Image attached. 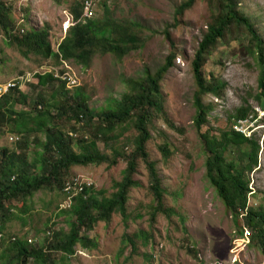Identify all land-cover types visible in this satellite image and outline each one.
<instances>
[{"label":"trees","instance_id":"trees-1","mask_svg":"<svg viewBox=\"0 0 264 264\" xmlns=\"http://www.w3.org/2000/svg\"><path fill=\"white\" fill-rule=\"evenodd\" d=\"M64 1L69 3V0ZM70 1L77 21L84 13V6L80 1ZM199 1L187 0L178 7L175 26L182 24L185 14ZM204 1L208 3L212 20L195 53L192 69L198 88L195 127L207 156L206 177L235 216L242 236L249 232L250 245L264 255V209L252 210L249 206L253 194L249 174L260 167L261 144L255 136L248 137L234 129L236 123L250 117L255 120L256 113L246 102L230 114L229 123L233 127L218 136L208 128L213 105L204 104L205 96L218 99L224 96L227 84L214 76L207 78L205 68L213 52L231 40L240 43L258 65L259 93L255 101L264 110V38L253 20L241 11L239 0ZM102 8L103 18L94 17L70 26L58 51L52 47L48 29L26 31L17 26L14 7L7 0H0V31L8 36V43L15 45L26 57L34 54L43 59L53 58L56 63L74 60L86 68L91 66L97 53L112 54L121 60L143 42L141 26L114 17L106 1ZM166 35L174 49L169 32ZM245 42L246 46L243 45ZM178 55L173 51L154 75L147 72L143 79L129 80V91L116 101L114 109L107 111L90 109L81 88L71 90L67 81L56 78L52 72L36 74V82L31 83L35 97L31 96V89L22 92L18 87L1 97L0 131L10 125L20 138L14 150L3 148L0 156V264H66L77 254L78 247L89 252L98 250L99 241L90 234L99 224L111 223L116 215L122 217L124 224L130 219L127 206L132 190L141 186L135 179L141 161L146 165L148 190L153 197L152 222L158 214H173L166 208L167 190L157 163L151 160L149 144L153 139L151 126L157 119L163 120L172 130L180 131L166 110L161 86ZM32 99L34 104L30 109H16L17 105L28 107ZM132 130L135 134L126 136ZM37 133L43 135V141L35 136ZM31 144L38 150L28 161L27 150ZM100 145L110 150L112 156L101 151ZM159 151L168 163L172 157L170 143L159 145ZM121 162L126 163V169L122 181L114 185L116 192L107 196L106 190L85 187L73 198L69 209L60 211L69 218L68 232L49 228L44 231L49 234L45 243L40 241L36 245L17 236L5 239L6 223L18 220L27 225L26 216L31 211L29 204L37 192L47 191L68 198L65 188L73 179L71 170L74 167L107 165L112 168ZM14 203L21 204L16 212L12 211Z\"/></svg>","mask_w":264,"mask_h":264},{"label":"rangeland","instance_id":"rangeland-1","mask_svg":"<svg viewBox=\"0 0 264 264\" xmlns=\"http://www.w3.org/2000/svg\"><path fill=\"white\" fill-rule=\"evenodd\" d=\"M104 1L114 17L141 26L143 42L137 50L131 51L121 60L112 54L97 53L91 66L86 68L74 60L64 64L34 54L26 57L15 45L9 44L8 36L0 31V84L18 80L22 76L31 80L21 90L30 91L31 83H35V74L51 72L55 67L62 68L77 80L78 85L74 88L82 89L90 109L107 111L114 109L116 101L129 91V80L143 79L147 72L154 75L166 64L173 51L178 52L174 67L165 76L161 86L166 110L180 131L172 130L163 120L157 119L151 126L153 139L149 144L151 160L157 163V170L167 190L164 201L166 208L173 214H158L155 222H152L153 197L148 190V171L141 161L139 174L135 176L141 186L130 194L127 206L130 219L127 224H124L120 215L114 216L111 223L99 224L90 234L92 238L98 239L99 249L89 252L78 247L77 254L66 264H264V255L250 245L249 232H246L245 237L242 236L235 216L207 180V156L195 127V94L198 88L192 61L212 20L208 3L200 0L193 10L185 14L182 24L175 26L177 9L187 0H94L96 18L104 17ZM7 2L14 7L13 17L17 26L26 31L32 28L48 29L52 47L58 49L59 42L67 34L65 22L73 21L70 8L72 1ZM239 2L241 11L253 20L264 38V0ZM68 26L69 22L66 24ZM166 32H169L175 44L174 49ZM243 45L246 46L247 42ZM205 71L207 78L214 76L227 84L222 98L212 95L204 97L205 105H213L208 125L213 135L220 136L233 127L229 123L230 114L246 102L252 105L256 113L255 120L252 121L250 117L247 121L236 123L234 129L249 131L256 121L255 132L246 134L255 136L261 144L260 167L249 174L253 190L249 206L252 210L264 209V110L255 101L259 93L258 65L240 43L229 40L213 52ZM30 93L32 97L36 96V92ZM33 104L32 99L28 107L17 105L16 109H30ZM1 130L0 156L3 148L8 151L15 149L18 141L15 142L12 137H20L11 130L10 125ZM132 134H135L134 130L126 136ZM35 136L43 141L41 133ZM165 142L170 143L172 151L168 163L159 151V145ZM100 149L112 156L111 151L103 145H100ZM35 150L38 149L33 144L29 145L28 161L33 159ZM125 169L124 162L112 168L107 165L74 167L71 176L92 182L97 190H106L107 196H111L117 191L114 185L122 181ZM12 206V211L16 212L21 204L14 203ZM29 206L31 211L26 216L27 225L18 220L6 223L5 239L15 236L28 238L37 240L34 243L36 245L40 241L45 243L49 234L44 231L49 228L52 231H69V218L60 212L70 208L68 198L39 191L34 194ZM190 250H196L197 253ZM159 252V257L155 258Z\"/></svg>","mask_w":264,"mask_h":264},{"label":"built area","instance_id":"built-area-1","mask_svg":"<svg viewBox=\"0 0 264 264\" xmlns=\"http://www.w3.org/2000/svg\"><path fill=\"white\" fill-rule=\"evenodd\" d=\"M84 4V17L85 18H91L94 15V8L95 3L94 0H77ZM56 76H60L63 80H66L68 83L69 88H73L78 85L77 80L72 78V76L67 72L65 74H57ZM16 85L15 82H9L7 85H0V98L1 96L7 92L11 87H14ZM251 130L247 131H241L244 134L251 133ZM253 133V132H252ZM248 137H252V135H249ZM92 182H87L83 180L80 177H74L71 181H69L65 188V193L68 195V200L72 202L73 198L76 197L78 194L82 193L85 189V187H92Z\"/></svg>","mask_w":264,"mask_h":264},{"label":"clouds","instance_id":"clouds-1","mask_svg":"<svg viewBox=\"0 0 264 264\" xmlns=\"http://www.w3.org/2000/svg\"><path fill=\"white\" fill-rule=\"evenodd\" d=\"M83 4V3H82ZM83 6H84V4H83ZM83 15H84V13H83ZM81 16V18L79 19V20H75V18H74V15H72L73 16V21H66L65 22V24H64V29H65V32L67 33V31H68V29L70 28V26H72V25H74V24H76L78 21H83V22H86L88 19H92V18H94L95 17V8H94V15H93V17H91V18H85L84 16ZM69 22V26L68 27H66V24ZM66 36V35H65ZM65 38V37H64ZM59 44H60V42H59ZM59 44H58V47H59ZM53 49H54V47H53ZM55 51H58V49H54ZM62 62L64 63V64H66L67 63V61H65V60H62ZM62 69V68H61ZM61 69H58V68H53V70L51 71L52 73H54V75H55V77L56 78H59V79H61V80H63L60 76H56V73L57 74H59V75H61V74H65V73H67L68 71L67 70H64V71H66L65 73H62V70ZM40 73V72H39ZM47 73V72H46ZM69 74H70V72H68ZM36 75V74H35ZM20 78L18 79V80H12V81H10V82H15L16 83V85L14 86V87H11L10 89H13V88H19L20 90L23 88V86L26 84V82L27 81H29L30 82V80L31 79H26V78H23L22 76H19ZM34 81L36 82V76H35V78H34ZM66 81V80H65ZM9 83V82H8ZM8 83H5V84H0V85H7ZM68 83V82H67ZM68 85V84H67ZM76 87V86H75ZM74 88V87H73ZM10 89L7 91V92H9L10 91ZM70 89H72V88H70ZM22 91V90H21ZM7 92H5L4 94H6ZM23 92V91H22ZM25 92H27V90L25 91ZM3 94V95H4ZM2 95V96H3ZM1 96V97H2ZM1 99V98H0ZM256 128V121H255V124H253L250 128H249V130H251L253 133L255 132L254 131V129ZM19 138L20 137H18V136H14V137H12L11 139L12 140H15V142H17L18 140H19ZM71 205H72V202H71ZM2 238V235H0V239ZM27 240H28V242H29V244H34L37 240H31V239H28L27 238ZM162 249V248H161ZM161 249H160V251H161ZM160 254V252L159 253H157L156 255H155V258H158L159 255Z\"/></svg>","mask_w":264,"mask_h":264}]
</instances>
